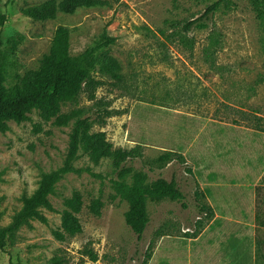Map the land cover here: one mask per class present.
Masks as SVG:
<instances>
[{"label": "rangeland", "instance_id": "obj_1", "mask_svg": "<svg viewBox=\"0 0 264 264\" xmlns=\"http://www.w3.org/2000/svg\"><path fill=\"white\" fill-rule=\"evenodd\" d=\"M46 1L0 0V13L6 17L0 28L7 59L5 87L23 79L37 99L23 119H7L0 130V228L15 220L42 177L60 168L69 152L75 126L71 122L56 127L48 117L40 65L58 26L69 29V52L75 56L108 25L109 34L116 39L108 54L118 61L123 76L116 82L96 72L95 79L101 84L95 98L88 100L82 94L76 103L64 105L62 113L82 109L83 117L91 119V132H105L113 149L132 151L125 162L132 173H144L147 182L174 176L185 198L147 201L149 222L138 240L123 219L126 202L115 196V181L130 183L131 175L120 177L108 159L94 163L78 150L74 166L102 177L83 172L58 181L48 196L49 206L37 208L0 250V264H48L56 254L63 255L66 264H163V242L179 244L172 247L177 250H173L170 264H183L184 245L193 250V243H198L182 239L184 235L206 233L210 237L218 226L220 231H237L232 224L210 223V213L200 212L202 200L194 202L192 192L191 159L168 150L189 146L204 126L216 139L260 135H242L229 126L242 125L241 120L251 126L253 119L264 120L254 114L264 117V20L255 17L249 1L229 0L206 28L188 33H183L182 24L201 16L215 0H102L106 6L81 8L72 15L58 13L54 20L44 22L20 12ZM182 35L190 40L188 44L178 40ZM164 154H169L167 162L160 161ZM262 167L255 176L244 175L249 181L242 184L263 188L264 161ZM74 192L82 195L83 207L77 215L82 232L60 242L54 233L61 223L63 201ZM96 198L104 204L99 217L88 210ZM259 203L258 209H264ZM242 208L249 209L247 202ZM251 226L248 223L240 231L251 232ZM261 231L258 225L256 232ZM165 234L170 237L162 241ZM258 237V246H264V239ZM87 251L97 255L96 262L89 260ZM252 259L250 255L247 263Z\"/></svg>", "mask_w": 264, "mask_h": 264}, {"label": "trees", "instance_id": "obj_2", "mask_svg": "<svg viewBox=\"0 0 264 264\" xmlns=\"http://www.w3.org/2000/svg\"><path fill=\"white\" fill-rule=\"evenodd\" d=\"M255 17L264 20V0H248ZM229 0H215L208 5L201 16L186 20L181 30L188 33L192 29H204L211 22L215 13L226 7ZM107 2L102 0H49L39 5H32L21 9V14L34 21L54 20L58 13L72 15L81 8H94L106 6ZM6 17L0 13V28H2ZM105 25L99 36L79 54L72 56L69 52L70 31L65 26H58L54 32L50 48L40 60L43 78L45 80V90L47 94V115L53 120L56 127H65L73 123L75 131L72 135L68 155L63 165L45 174L36 192L28 198L15 220L8 226L0 228V250H3L7 241L26 222L35 215L36 209L48 207V196L52 194L55 184L69 174L89 173L92 177L102 176L91 172L89 169H78L74 166L78 150L88 156V158L98 163L103 159H108L114 170L120 177L131 175V182L115 181L116 195L125 201L128 209L124 213L126 226L140 240L149 222L146 204L147 201L158 202L161 200L180 201L185 196L182 193L177 181L172 177L170 180L157 178L147 182V176L142 172L132 173L131 169L125 165L128 158L132 156V151L127 149H113L112 144L107 141L103 131L91 132L90 117H83V110L76 108L68 113H62V107L66 104L76 103L82 94H86L88 100L95 98V92L101 81L95 79L96 72L109 77L113 81L122 80L121 66L118 61L108 54L109 48L115 44V37L111 36ZM183 44H188L185 35L178 37ZM2 39L0 35V130L5 127V120H21L25 113L37 100L28 92L23 79L11 87H5L6 81V57L2 50ZM12 47L15 44L11 45ZM264 51V43L262 45ZM106 114H109L106 112ZM169 154H164L160 161L167 162ZM64 209L59 228L55 231L56 240L63 242L67 238L75 237L82 232V225L77 217L83 207L82 195L74 192L69 198L63 201ZM104 204L99 199H93L89 206V212L99 217ZM200 212L209 214L210 209L205 206L200 207ZM92 262L97 261V255L92 251L85 253ZM67 259L56 254L51 257L48 264H66Z\"/></svg>", "mask_w": 264, "mask_h": 264}, {"label": "crops", "instance_id": "obj_3", "mask_svg": "<svg viewBox=\"0 0 264 264\" xmlns=\"http://www.w3.org/2000/svg\"><path fill=\"white\" fill-rule=\"evenodd\" d=\"M254 114L258 118H264L259 112ZM239 122L242 125H233L234 127L229 125L230 129H236L242 135H248L249 132L260 135L252 137V139L245 136H240L238 139H216L204 131L206 127L204 126L203 132L200 131L189 146L176 151L168 150L191 159L192 173H190V177L195 184L194 191L192 189L195 197L194 202L202 200V205L199 207L205 206L210 209V223L215 225L218 223L232 224L238 228L237 231L225 232L220 231L218 226V230L210 234V237L206 233L184 235L186 238L182 239L198 243H193L196 246L193 250L189 244L184 245L186 255L183 264L195 262L196 264H248L247 260L250 255L253 259L249 264H264V246H258V236L260 234L264 239V232L261 231L262 233L259 234L256 232L258 225L264 230V209H258V205H260L258 201L264 204V185L263 188L258 189L257 184H242V182L249 181L244 178V175L255 176L263 169L264 120L253 119L252 126L249 125L250 122L243 120ZM246 125L251 127L247 129ZM255 128L263 129V131H257ZM186 142L184 143L186 144ZM228 176L231 177L229 180ZM172 177L178 182L174 176ZM246 202L249 209L242 208L243 203ZM248 223L252 224L254 230L251 232L240 231ZM167 237L170 236L165 234L160 239L163 241ZM163 243L165 245L163 256L166 258V262L163 264H170L171 256L175 257L172 252L177 250L172 247H177L179 244L176 242ZM258 256H260V260Z\"/></svg>", "mask_w": 264, "mask_h": 264}]
</instances>
